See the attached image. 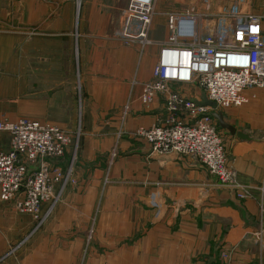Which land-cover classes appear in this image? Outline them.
<instances>
[{
	"label": "crops",
	"instance_id": "0c3cea01",
	"mask_svg": "<svg viewBox=\"0 0 264 264\" xmlns=\"http://www.w3.org/2000/svg\"><path fill=\"white\" fill-rule=\"evenodd\" d=\"M65 1L56 13L60 17H54L56 23L50 25V54L43 59L51 64H77L78 77L94 80L93 95H119L122 80L132 79L127 83L132 97L126 100L130 114L123 124L124 136L117 135L122 120H110L104 135L84 136L79 157L67 154L56 162L65 174L72 165L70 177L75 184H67L52 218L60 223L68 218L88 223L98 217L104 228L102 237L122 241L113 248L103 247L97 260L91 259L96 255L91 253L86 264H264V225L260 220L264 211V89L245 90L242 95L247 102L223 112L229 125L250 138L238 141L220 130L229 167L238 173L240 183L252 190L250 198L239 202L199 164L187 157L152 152L147 142L136 136L137 130L158 124L162 114L159 103L143 108L137 101L142 85L151 78L157 49L152 50L150 65H144L137 52L123 48L121 16L130 0ZM161 1L156 13H171V6L161 8ZM256 13L264 16V9ZM165 37L158 42H164ZM24 58L27 63L32 57ZM122 107L121 101L119 109ZM108 109L104 107V111ZM82 120L84 125L94 126L91 113ZM2 140L0 151L8 152V136L3 134ZM113 152L117 158L108 165ZM118 192H127V196L116 194L119 202H108L111 193ZM124 198L131 202H123ZM47 208L43 205L42 214ZM107 222L114 224V232H107ZM123 239L131 241L124 245ZM73 251L67 254L68 260L79 264L76 257L81 248L76 245ZM221 252L227 253V259H219Z\"/></svg>",
	"mask_w": 264,
	"mask_h": 264
},
{
	"label": "rangeland",
	"instance_id": "374dc122",
	"mask_svg": "<svg viewBox=\"0 0 264 264\" xmlns=\"http://www.w3.org/2000/svg\"><path fill=\"white\" fill-rule=\"evenodd\" d=\"M74 1L75 4L77 2L79 4V1L82 3L83 0ZM167 1L160 2L161 8L167 4L172 9L169 14H184L194 18L196 30L203 35L218 29L222 15L231 9L243 13L255 12V14L260 9H264V0H208L210 1L209 8H207V0H169V4ZM65 2V0H0V120L15 121L28 118L55 125L64 131L71 140L63 158L67 154L76 155L77 158L80 155L84 136L99 137L104 135L109 129L107 123L110 120H122V126L118 127L117 135L118 138L124 136L123 124L130 114V102H126V100L132 97L127 83L132 79L122 80L120 96L118 94L93 95L90 90H92L94 80L78 77L77 64H59L56 61L51 64L49 59H43L46 56L49 57L50 54L49 46L52 39L50 25L53 22L56 23V18L60 17H56V13L61 12ZM158 3L159 0L156 1L154 7L155 13L148 34V38L153 44L142 48L138 42L127 44L122 40L125 46L123 48L137 52L140 64L142 61L144 65H150L154 58L151 54L152 50L157 49L154 44L164 39L161 38L162 35H165L166 39L168 36L166 23L169 14L158 15L156 13ZM77 15H75V19ZM54 17H56L55 20ZM121 17L124 23L125 16L122 14ZM157 19L159 22L155 23ZM113 36L116 38V35L113 34ZM25 55L32 57L27 58L30 62L26 63ZM34 56L38 58L37 61H34ZM107 65L109 66V64ZM36 67L38 69H35ZM40 67H44V70L42 71ZM142 88L143 85L137 101L141 107L147 108L149 106L140 102ZM178 88L171 87L175 90L181 89ZM41 91L44 93H40ZM197 94L200 95V93ZM121 101L123 107L119 109ZM157 103L161 105L160 120H162L165 114L164 102L157 98L151 107ZM104 107L110 109L104 111ZM116 108L119 110L117 111ZM226 109L217 110L223 114ZM212 112L214 111L210 109V114ZM90 113L91 119L94 120V126H86L82 120V118L86 120ZM158 125L159 123H156L154 126ZM139 130L136 131V136H139ZM3 134L5 133H0V146L3 143ZM223 146L225 159L228 162L224 141ZM0 153L6 152L0 151ZM116 155V153H111L108 165L116 160ZM187 158L199 164L210 176L215 178L219 187L229 189L235 200L241 202L251 197L252 190L240 183L238 173L230 168L228 163L227 167L235 174V182L232 185L221 181L220 177L210 172V169L199 159L189 156ZM70 175L60 185L62 188L59 192L57 193V189L54 191L53 200L43 204L48 206L46 213L42 214L43 205L39 213L25 215L16 212L11 204L0 202V264H69L67 262L73 264L68 260L67 254L69 251L74 252L73 249L76 248V245L81 248L80 255L76 257L77 262L86 264L89 257L92 256L91 253L96 254L91 259L97 260L103 247L113 248L116 244L122 243V241L116 243V240L112 238L106 239L105 235L102 237L101 229L104 228L99 223L98 217H93L88 223L77 219L69 221V218L66 219L67 222L60 223L57 218L56 220L52 218V211L62 201V194L68 186L67 184H75ZM116 194L127 196V192L111 193L112 196L108 202H119V198H114ZM103 195L102 192L101 199L104 197ZM123 202H131V200L124 198ZM260 218L261 224L264 225L262 222L264 211ZM113 226L114 224L111 225L107 222V232H114ZM261 231L264 232V229ZM123 241L125 245L131 240L123 239ZM219 259L222 261L227 259V253L221 252Z\"/></svg>",
	"mask_w": 264,
	"mask_h": 264
},
{
	"label": "built area",
	"instance_id": "2783aa9c",
	"mask_svg": "<svg viewBox=\"0 0 264 264\" xmlns=\"http://www.w3.org/2000/svg\"><path fill=\"white\" fill-rule=\"evenodd\" d=\"M156 1H129L120 34L124 42H138L142 48L153 44L148 34ZM206 4L209 8L210 1ZM262 22L264 16L231 9L222 15L218 29L203 35L194 18L168 15L167 39L154 44L156 64L140 96L145 106L157 98L164 102L159 125L138 132L152 152L199 159L221 181L234 184L217 123L210 109L197 102L204 95L217 109L240 107L247 102L245 90L264 89ZM174 86L181 89H171ZM0 133L9 137V151L0 153V202L11 204L20 214L35 215L53 200L54 191L72 171L70 165L65 174L56 164L71 140L57 126L28 118L0 120Z\"/></svg>",
	"mask_w": 264,
	"mask_h": 264
},
{
	"label": "water",
	"instance_id": "95a60500",
	"mask_svg": "<svg viewBox=\"0 0 264 264\" xmlns=\"http://www.w3.org/2000/svg\"><path fill=\"white\" fill-rule=\"evenodd\" d=\"M200 99H201V102H197L200 106L208 107L212 111H214L210 114V117L217 123V126L220 130L227 132L232 137H235L238 141H249L250 140V138L247 135L243 134L242 132L236 131V129L233 126L229 125L225 121L224 115L220 111L217 110L216 104L208 101L204 95H201Z\"/></svg>",
	"mask_w": 264,
	"mask_h": 264
},
{
	"label": "bare ground",
	"instance_id": "6f19581e",
	"mask_svg": "<svg viewBox=\"0 0 264 264\" xmlns=\"http://www.w3.org/2000/svg\"><path fill=\"white\" fill-rule=\"evenodd\" d=\"M146 84V83H145ZM145 84H143V86L145 85ZM71 171V170H70Z\"/></svg>",
	"mask_w": 264,
	"mask_h": 264
}]
</instances>
